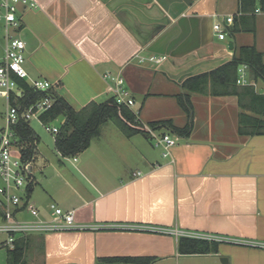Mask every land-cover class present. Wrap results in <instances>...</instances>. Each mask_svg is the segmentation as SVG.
Segmentation results:
<instances>
[{
	"label": "crops",
	"instance_id": "crops-1",
	"mask_svg": "<svg viewBox=\"0 0 264 264\" xmlns=\"http://www.w3.org/2000/svg\"><path fill=\"white\" fill-rule=\"evenodd\" d=\"M34 1L39 8L22 10L18 34L27 46L28 83L49 81L80 111L112 98L105 74L121 75L143 123L171 120L184 128L188 117L177 96L185 93L194 119L189 136L175 134L171 160L145 135L127 137L120 129L109 137L101 132L93 142L105 137L103 143H91L69 160L57 151L56 137L57 153L30 123L39 142L28 198L42 218L54 202L75 212L78 225L102 230L30 236L27 261L97 264L99 258L153 257V264H177L178 257H208L215 264L222 258L264 264L262 249L223 244L217 253L180 255L173 236L120 229L159 226L264 243V134L239 133L243 111L237 97L189 93L183 86L232 60L241 47L264 54V11L243 14L241 0ZM229 15L234 24L225 26L227 36L219 40L213 26ZM151 55L167 60L159 66L139 62ZM246 78L241 86L250 84L248 73ZM254 86L264 94L263 82ZM21 219L32 218L24 213Z\"/></svg>",
	"mask_w": 264,
	"mask_h": 264
},
{
	"label": "built area",
	"instance_id": "built-area-1",
	"mask_svg": "<svg viewBox=\"0 0 264 264\" xmlns=\"http://www.w3.org/2000/svg\"><path fill=\"white\" fill-rule=\"evenodd\" d=\"M38 8L39 6L34 0H0V22L4 26L5 32L4 52L0 56V97L7 100L5 120L4 122L0 121V179L2 181L0 186V234L7 236V241L0 245V251L4 248L14 250L19 237L102 230L98 225H78L75 221V212L66 211L54 202L45 208L48 217L42 218V210L28 198V189L34 181L32 162L24 161L21 155L20 139L16 129L22 121L31 123L33 120H37L48 133L55 136L59 133V127H52L51 123H45L42 120V116L54 105V100L51 97L26 108L11 103L13 94L18 92L23 94L18 80L27 81L29 79L25 67L27 46L25 41L18 37L23 26L20 14L23 9L35 10ZM258 12L261 10L259 9ZM233 24L234 17L231 15L225 17L224 24L215 23L213 30L217 38L225 40L227 34L224 28ZM166 60V56L151 55L147 58H140L139 62L160 65ZM246 73L247 66H242L239 69L238 84H247ZM105 78L112 82L110 90L117 103L133 110L136 103L126 86L124 77L107 73ZM29 84L37 91L47 92L53 89V85L46 80H34ZM134 113L136 121L143 125L145 136L153 142L156 148L161 150L163 158H171V151L177 145L176 136L167 129H157L150 124L143 123L140 120L139 112L134 111ZM24 213L30 214L32 219H21ZM120 229L170 235L176 238L177 243L180 239L187 238L264 250V243L261 242L186 231L179 228L130 225ZM0 264L3 263L0 262Z\"/></svg>",
	"mask_w": 264,
	"mask_h": 264
},
{
	"label": "trees",
	"instance_id": "trees-1",
	"mask_svg": "<svg viewBox=\"0 0 264 264\" xmlns=\"http://www.w3.org/2000/svg\"><path fill=\"white\" fill-rule=\"evenodd\" d=\"M258 8L264 11V0H241V13L243 14L255 13ZM230 31L239 32L237 28H231ZM242 66H247L250 82L247 86L238 84L239 69ZM258 82L264 83V54L254 46H247L236 50L232 60L208 73L187 79L183 86L189 93L212 97H237L239 107L243 111L240 114L239 133L260 135L264 134V94L256 92L254 85ZM18 85L23 94L21 96L12 95L13 105L20 104L26 108L47 97L54 100L52 109L42 116V120L45 123H53L64 119L55 137L56 149L65 158L77 157L85 152L91 146L92 141L100 135L102 127L109 122L115 123L127 137L137 134L145 135L143 125L136 121L134 111L119 105L114 97L99 104L92 102L82 110L76 111L54 89L47 92L37 91L26 80H18ZM177 100L188 117V124L184 128L176 127L171 120L154 122L150 125L157 129H167L174 135L189 136L193 129L194 119V108L190 95L181 94L177 96ZM16 130L24 161L33 162L39 142L38 135L30 123L24 121ZM31 190L32 188L29 187L28 195ZM27 238H17L15 249L8 253V264H28L25 247ZM219 246L221 244L215 242L182 238L178 243V251L180 255H206L217 253ZM154 261L153 257H109L99 258L97 264H153Z\"/></svg>",
	"mask_w": 264,
	"mask_h": 264
},
{
	"label": "rangeland",
	"instance_id": "rangeland-1",
	"mask_svg": "<svg viewBox=\"0 0 264 264\" xmlns=\"http://www.w3.org/2000/svg\"><path fill=\"white\" fill-rule=\"evenodd\" d=\"M220 22V21H219ZM4 36H5V32H4V26L3 24L0 22V51H1V43L2 41H4ZM229 41L226 40L224 43H227ZM162 65V64H161ZM159 66V65H158ZM6 109H7V100L0 97V121L4 122L5 120V114H6ZM61 124V120L55 121L53 123H51L52 127H57ZM32 127L36 130V132L41 136L42 141L46 142L52 149L53 152L57 153L55 146H54V140H55V135L48 133L44 127L38 123V121L33 120L31 122ZM119 130L118 126L113 123V122H109L106 125H104L101 129V132L104 136L109 137L107 134H109L110 132H117ZM106 140L105 137H102V139L100 140H95L94 142L92 141L93 145H98L99 143H103ZM53 143V145H52ZM75 157L70 158L69 160H73ZM166 160H171V158H167ZM2 185V181L0 179V186ZM40 188H37V190H39ZM7 241V236L0 234V245H2L3 243H5ZM178 245V243H177ZM11 249L8 248H4L0 251V262H2L3 264H6L8 261V253ZM32 255V254H31ZM179 258V257H178ZM176 259L177 264H215L213 259L208 258V257H181V259ZM28 261L30 262L29 264H32L33 262H31L30 257L28 258ZM168 261H166V263H162V264H168Z\"/></svg>",
	"mask_w": 264,
	"mask_h": 264
},
{
	"label": "water",
	"instance_id": "water-1",
	"mask_svg": "<svg viewBox=\"0 0 264 264\" xmlns=\"http://www.w3.org/2000/svg\"><path fill=\"white\" fill-rule=\"evenodd\" d=\"M231 47V45H230ZM222 264H228V259L227 258H222L221 260Z\"/></svg>",
	"mask_w": 264,
	"mask_h": 264
}]
</instances>
